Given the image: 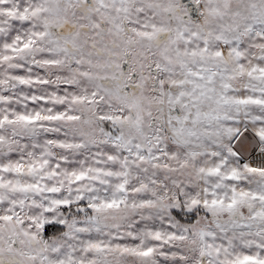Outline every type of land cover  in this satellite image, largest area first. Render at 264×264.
<instances>
[{
	"label": "snow or ice",
	"instance_id": "obj_1",
	"mask_svg": "<svg viewBox=\"0 0 264 264\" xmlns=\"http://www.w3.org/2000/svg\"><path fill=\"white\" fill-rule=\"evenodd\" d=\"M0 264H264V0H0Z\"/></svg>",
	"mask_w": 264,
	"mask_h": 264
}]
</instances>
